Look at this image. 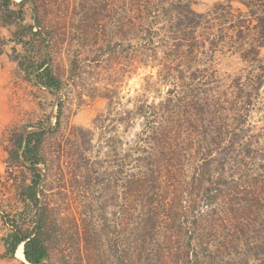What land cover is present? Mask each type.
<instances>
[{"label": "trees", "instance_id": "1", "mask_svg": "<svg viewBox=\"0 0 264 264\" xmlns=\"http://www.w3.org/2000/svg\"><path fill=\"white\" fill-rule=\"evenodd\" d=\"M56 1L21 0L15 4L0 0V45L1 30L6 29L10 42L22 47V53L12 49L11 60L25 78L53 97L59 94L62 79L54 71L47 50L59 35L42 24ZM123 1L131 13L115 19L116 34L119 38L140 36L143 47L135 54L142 57L152 52L156 55L152 43L157 36L163 50L160 73L165 82L171 81L172 88L159 103L139 105L126 113L127 120L132 116L141 120L134 147L139 174L131 171L124 185L130 199L128 216L132 221L135 215V226L126 240L119 234L113 237L114 251H110L108 261L264 264V143L259 135L251 134L249 123L251 112L259 102L264 103V62L260 57L264 0H218L203 14L192 9L194 0ZM99 2L103 15L104 0ZM26 4L32 8V22L25 20ZM152 20L165 25L154 29ZM95 27L82 30V37L96 45L106 43L104 54L107 62H112L117 56L112 36L103 26ZM218 51L230 53L249 68L221 78L205 63ZM200 56L207 59L199 61ZM116 59L120 60L119 56ZM61 102L58 98L54 126L48 130L29 127L36 132L24 128L15 140L9 139L8 163L22 165L31 174L18 199L23 213H31L33 222L31 229H22L21 221L8 216L4 222L10 231L2 239V258H16L22 245L27 264H53L57 230L40 204L45 180L38 168L45 165L41 154L45 136L59 130ZM262 114L264 124V105ZM187 167L192 173L189 182L180 178ZM185 187L191 190L188 208L182 198ZM187 209L189 226L180 216ZM75 226L76 239L67 254L62 251L58 264H71L72 256L78 261L74 264H91L89 248L96 235L88 219Z\"/></svg>", "mask_w": 264, "mask_h": 264}, {"label": "rangeland", "instance_id": "2", "mask_svg": "<svg viewBox=\"0 0 264 264\" xmlns=\"http://www.w3.org/2000/svg\"><path fill=\"white\" fill-rule=\"evenodd\" d=\"M20 1L13 0L15 4ZM99 1L57 0L48 8L42 25L59 35V38L53 35L55 38L47 50L54 71L62 79L61 90L55 97L19 71L11 57L13 48L22 53V47L10 42L8 30H1L0 152L4 153L5 160L0 156V168L4 160L7 170L0 180V256L4 254L2 239L10 231L4 222L9 220L8 216L21 221L22 229H31L33 222L31 213H23L24 207L18 199L31 174L22 165L8 163L9 139L15 140L24 128L36 132L29 127L48 130L54 126L58 98L62 101L60 127L57 133L45 136L41 151L45 165L38 168L45 180L40 204L47 209L48 220L57 230L50 262L62 261V251L67 254L71 249L76 239L75 225H80L82 220H89L91 231L96 235H93L96 241L89 248L91 264H110L113 237L119 234L124 241L132 234L135 215L130 221V199L125 195L124 185L131 171L139 174L134 164L137 155L134 147L141 120L138 116L127 120L126 113L139 105L159 103L172 84L165 82L160 73L163 63L160 39L157 36L153 39L156 55L153 52L149 57L135 54L143 47V39L134 34L119 38L114 30L118 25L115 19L129 15L130 7H124L123 0H104L101 15ZM217 1L194 0L192 9L203 14ZM26 5L25 20L32 22V8ZM164 25V21L152 20L150 26L159 29ZM99 26L110 32L112 46L120 60L116 56L112 57V62H107L106 43L101 45L100 41L98 46L92 39L82 37L85 28ZM260 57L264 62V48ZM210 58L205 61L206 65L210 70L215 69L221 78L249 68L227 52H215ZM70 61L77 63L73 65ZM263 105L259 102L249 118L251 134L259 135L261 143H264ZM191 174L187 167L180 178L189 182ZM184 190L182 198L184 207L188 208L191 190L187 187ZM180 216L183 224L189 226V209ZM16 258L21 261L20 256ZM72 258L71 264L78 263L74 256ZM10 259L14 257L0 259V264H25L16 259L7 261Z\"/></svg>", "mask_w": 264, "mask_h": 264}, {"label": "crops", "instance_id": "3", "mask_svg": "<svg viewBox=\"0 0 264 264\" xmlns=\"http://www.w3.org/2000/svg\"><path fill=\"white\" fill-rule=\"evenodd\" d=\"M0 156H1L2 159L5 160V155H4V153H1V152H0ZM4 160H3L2 164H1V165H2V168H0V180H1V176H2L3 174H5V172H6V170H7V168H6V162H5ZM20 246H21V245H20ZM18 247H19V246H18ZM18 247H17V248H18ZM2 249H4V247H2ZM0 251H1V249H0ZM1 256H2V255H1ZM1 256H0V259H7V258H2ZM19 256H20V255H19V253L17 252V257H19ZM14 259H16L15 256H14ZM14 259H10V260H7V261H9V262H13ZM16 260H17V259H16ZM18 261H19V260H18ZM19 262L22 263V261H19ZM16 263H17V264H20V263H18V262H16ZM23 263L27 264L26 261H24Z\"/></svg>", "mask_w": 264, "mask_h": 264}, {"label": "bare ground", "instance_id": "4", "mask_svg": "<svg viewBox=\"0 0 264 264\" xmlns=\"http://www.w3.org/2000/svg\"><path fill=\"white\" fill-rule=\"evenodd\" d=\"M22 247H23L22 245L19 246L17 252H18L19 255H20V260H21L22 262H24L25 260H24V258H23V254H22Z\"/></svg>", "mask_w": 264, "mask_h": 264}, {"label": "built area", "instance_id": "5", "mask_svg": "<svg viewBox=\"0 0 264 264\" xmlns=\"http://www.w3.org/2000/svg\"><path fill=\"white\" fill-rule=\"evenodd\" d=\"M8 170H10V169H8Z\"/></svg>", "mask_w": 264, "mask_h": 264}]
</instances>
